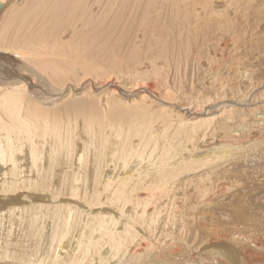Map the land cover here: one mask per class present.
Returning a JSON list of instances; mask_svg holds the SVG:
<instances>
[{
  "label": "bare ground",
  "instance_id": "1",
  "mask_svg": "<svg viewBox=\"0 0 264 264\" xmlns=\"http://www.w3.org/2000/svg\"><path fill=\"white\" fill-rule=\"evenodd\" d=\"M0 3V264H264V0Z\"/></svg>",
  "mask_w": 264,
  "mask_h": 264
},
{
  "label": "rangeland",
  "instance_id": "2",
  "mask_svg": "<svg viewBox=\"0 0 264 264\" xmlns=\"http://www.w3.org/2000/svg\"><path fill=\"white\" fill-rule=\"evenodd\" d=\"M254 19H256V20H254ZM253 20L254 21H252V22H254V25L255 26H257L256 28H251L250 30H249V32L251 31V33H253L254 31L256 32V36L255 37H252L253 39H251V38H249L250 37V35L248 34V40H252L250 43H249V47H252V48H254V49H256L257 48V46H258V50L260 49V50H262L263 49V43H264V38H262V37H259V34H260V32H264L263 30H264V26L263 27H261L263 24H264V20H262L261 21V23L262 24H260V21H259V17H258V19H257V17L256 18H254ZM258 22H259V24H258ZM255 23H257V24H255ZM254 26V27H255ZM128 28H130V26H128ZM257 29V30H256ZM259 29V30H258ZM260 31V32H259ZM120 31H115V36H117V35H119L120 33H119ZM213 35H215V36H213ZM213 35H211V34H206V36H208V40H210V39H212L213 40V42L215 41V38L214 37H216V34H213ZM127 38H125L127 41H126V43H129L130 41H129V36L127 35L126 36ZM257 38V39H256ZM112 40H114V39H112ZM260 44V45H259ZM256 47V48H255ZM207 47L206 46H204L203 48H201V47H199V48H197L198 50H201V51H203V52H205V49H206ZM258 50H255L254 51V55H255V59L253 60L254 61V64H258V65H260L261 67H262V70L260 71V72H258V77H261V73L262 72H264V54H262V57L261 56H258V55H256L257 54V52H258ZM7 56H9V55H6L5 57H7ZM10 58L12 59V56H10ZM122 61V60H121ZM258 61H259V63H258ZM105 63H107V61L105 62ZM122 63H123V61H122ZM201 65H205L206 66V64L204 63V62H201ZM122 76V75H121ZM125 78V79H124ZM122 79H124L125 81H128V82H131L132 81V79L129 77V75L128 74H124V76H122Z\"/></svg>",
  "mask_w": 264,
  "mask_h": 264
},
{
  "label": "water",
  "instance_id": "3",
  "mask_svg": "<svg viewBox=\"0 0 264 264\" xmlns=\"http://www.w3.org/2000/svg\"><path fill=\"white\" fill-rule=\"evenodd\" d=\"M0 7H1V3H0Z\"/></svg>",
  "mask_w": 264,
  "mask_h": 264
}]
</instances>
